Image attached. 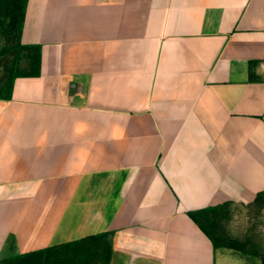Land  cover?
Returning a JSON list of instances; mask_svg holds the SVG:
<instances>
[{
    "label": "crops",
    "instance_id": "obj_1",
    "mask_svg": "<svg viewBox=\"0 0 264 264\" xmlns=\"http://www.w3.org/2000/svg\"><path fill=\"white\" fill-rule=\"evenodd\" d=\"M21 41L0 264L106 231L108 264H264L205 222L264 200V0H28Z\"/></svg>",
    "mask_w": 264,
    "mask_h": 264
},
{
    "label": "rangeland",
    "instance_id": "obj_2",
    "mask_svg": "<svg viewBox=\"0 0 264 264\" xmlns=\"http://www.w3.org/2000/svg\"><path fill=\"white\" fill-rule=\"evenodd\" d=\"M22 6V0H7L0 5V95L6 94L14 72H26L31 66L32 51L19 40ZM205 222L216 235L238 240L244 248L264 249V200L261 197L244 207L224 204L211 212ZM108 244L107 237L90 244L85 252L54 250L45 264H107Z\"/></svg>",
    "mask_w": 264,
    "mask_h": 264
},
{
    "label": "trees",
    "instance_id": "obj_3",
    "mask_svg": "<svg viewBox=\"0 0 264 264\" xmlns=\"http://www.w3.org/2000/svg\"><path fill=\"white\" fill-rule=\"evenodd\" d=\"M7 0H0V5L5 3ZM28 0H22L23 2V6H22V15H21V21H20V30H19V40L21 42V44L25 47L28 48L32 51L31 53V67L32 69L26 72H14L11 76V80L10 83L7 87V92L4 95H0V96H10L11 92H12V88H13V83L15 81V78L19 75H24L26 73H39V68L38 65L40 63L41 60V56H40V47L37 45H25L22 43L21 41V31H22V27H23V23H24V19H25V10H26V4H27ZM217 207H210L208 208L206 211L208 212H216ZM208 233L210 235H212V237L214 238V240L216 241V243L220 242L223 243L226 246H230V247H234L236 249H242L244 248V246H241L238 243V240L235 241V239L230 238L227 235L224 234H213L210 230H208ZM111 235L112 232L111 231H106V232H101L99 234H95V235H90L78 240H73V241H69L66 243H62V244H56V245H52V246H48L45 248H41L38 250H33V251H29V252H24V253H18V254H14V255H10L7 256L5 258L2 259V263L3 264H45L49 258V253L51 251L57 250L60 251L61 253L65 252V251H71V250H80V251H86L87 247H89L90 244H94V242H98L100 241L102 238H109V244H108V260H107V264L109 262V258L111 255V251H112V247H111ZM226 239V240H225ZM231 240V242H229V240ZM228 240V241H227Z\"/></svg>",
    "mask_w": 264,
    "mask_h": 264
}]
</instances>
